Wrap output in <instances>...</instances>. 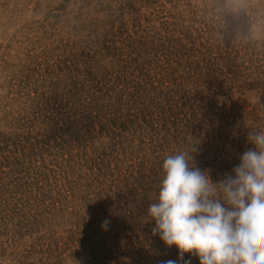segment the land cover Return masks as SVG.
Returning a JSON list of instances; mask_svg holds the SVG:
<instances>
[{"label": "trees", "instance_id": "obj_1", "mask_svg": "<svg viewBox=\"0 0 264 264\" xmlns=\"http://www.w3.org/2000/svg\"><path fill=\"white\" fill-rule=\"evenodd\" d=\"M195 1L173 17L124 3L121 34L69 36L45 12L46 37L1 41L0 264H200L153 235L148 207L167 155L215 183L254 148L264 0Z\"/></svg>", "mask_w": 264, "mask_h": 264}, {"label": "clouds", "instance_id": "obj_2", "mask_svg": "<svg viewBox=\"0 0 264 264\" xmlns=\"http://www.w3.org/2000/svg\"><path fill=\"white\" fill-rule=\"evenodd\" d=\"M247 141L254 148L242 154L234 176L225 174L215 183L208 171L190 166L187 153L164 159L148 216L153 235L175 246L181 261L187 253L200 264H264V130L249 132Z\"/></svg>", "mask_w": 264, "mask_h": 264}, {"label": "rangeland", "instance_id": "obj_3", "mask_svg": "<svg viewBox=\"0 0 264 264\" xmlns=\"http://www.w3.org/2000/svg\"><path fill=\"white\" fill-rule=\"evenodd\" d=\"M199 2L195 0H154L149 2H143V0H70L66 6V12H61L57 10L61 0H0V50L3 47L1 41L7 38L33 37L37 40L46 37L47 30L34 28V24L41 17L43 19L44 14L48 12L59 16L55 27L69 36H71L72 27L78 30H89L93 27L108 29L110 24L117 25L116 31L121 34L118 29H121V5L124 3L135 4V6L139 4L140 9L138 6L132 8L134 12L137 10V14L141 13L142 17H148L156 9L165 12L162 8L164 5L166 14L173 17L179 13L175 11L177 5L183 8H187V5L195 7ZM72 17L75 18L72 19Z\"/></svg>", "mask_w": 264, "mask_h": 264}]
</instances>
